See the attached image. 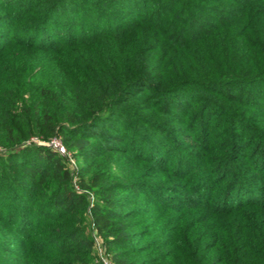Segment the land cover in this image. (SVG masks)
<instances>
[{
	"label": "trees",
	"instance_id": "16d2710c",
	"mask_svg": "<svg viewBox=\"0 0 264 264\" xmlns=\"http://www.w3.org/2000/svg\"><path fill=\"white\" fill-rule=\"evenodd\" d=\"M56 137L118 173L27 143ZM95 236L264 264V0H0V264H101Z\"/></svg>",
	"mask_w": 264,
	"mask_h": 264
},
{
	"label": "rangeland",
	"instance_id": "374dc122",
	"mask_svg": "<svg viewBox=\"0 0 264 264\" xmlns=\"http://www.w3.org/2000/svg\"><path fill=\"white\" fill-rule=\"evenodd\" d=\"M148 94H149V92H141V93L135 94L134 96H132L128 100V102L126 103L127 104L126 106L130 109V111L133 114H135L137 116H140V117L151 116L150 118L155 119V120L163 119L164 117H162V116L160 117L159 115L161 114V115L165 116L166 114L162 111H158V107L156 106V104H154L155 106H152L150 104H145V101L147 100ZM55 142L57 144H59L58 147H55ZM27 143L28 144L45 145V146H48V147H50L54 150H57L61 153H62V151L60 150V148L63 147V149H64L63 154H65L69 157L71 166L75 167V168H77L80 165L86 164V163L93 164L94 168H97L99 165L105 166L106 163H109L111 165L110 174L118 173V170H119L116 167L119 164V159H117V158H114V159L110 158V159L104 160L101 157V158H97V159L92 160L90 158H86V157L82 156L79 159H76L75 156H76L77 152H75L74 149L69 150L62 137L53 138L51 141H44V140L32 138V139L28 140ZM88 193L90 195V198L92 200H95L93 193H91V192H88ZM135 220H138V221H136L135 224L141 225L144 223L142 225V227L146 226V228H149V224H147L148 222H146L147 219H145V217H142V216L135 217ZM142 227H139V228H142ZM95 238H96V242H97V253L99 256L98 259L100 260L99 262H101V264H114L112 262V260L110 259V257L106 255L105 249L101 243V240L97 236H95Z\"/></svg>",
	"mask_w": 264,
	"mask_h": 264
},
{
	"label": "built area",
	"instance_id": "2783aa9c",
	"mask_svg": "<svg viewBox=\"0 0 264 264\" xmlns=\"http://www.w3.org/2000/svg\"><path fill=\"white\" fill-rule=\"evenodd\" d=\"M58 145H59V144H57V143L55 142V147H58ZM60 150H61V151H62V153H63V151H64L63 147H62V148H60Z\"/></svg>",
	"mask_w": 264,
	"mask_h": 264
}]
</instances>
